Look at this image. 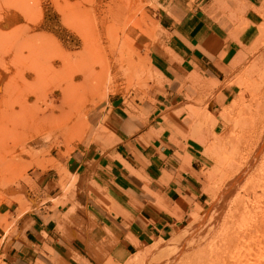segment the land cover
<instances>
[{"label":"rangeland","instance_id":"374dc122","mask_svg":"<svg viewBox=\"0 0 264 264\" xmlns=\"http://www.w3.org/2000/svg\"><path fill=\"white\" fill-rule=\"evenodd\" d=\"M187 1L213 10L216 19L232 26L233 40L249 31V44L235 45L221 82L199 76L196 84L187 80L183 86L187 94L160 113L162 119L166 111L185 121L188 126L179 136L199 147L202 198L178 232L145 248L133 247L124 264H145L137 257L199 225L211 205L219 170L237 165L246 151L256 147L257 118L264 111V41L257 20L264 19V0ZM157 17L154 0H0V246L15 219L47 201L51 210L59 209L68 220L77 207L75 196L83 175L71 157L92 137L103 134L97 127L99 115L113 99L127 106L142 103L150 100L155 87L168 84L150 61V48L162 44ZM122 31L130 34L133 45L123 62L125 72L118 74L115 54L108 52L110 41H118L114 50L120 46ZM112 32L116 35L108 38ZM107 67L112 76L122 77L106 87L105 98H95L98 90L91 76ZM83 76L90 77L84 81ZM242 108L252 122L237 121L245 114ZM71 124L83 128L70 134L65 129ZM48 180L51 187L44 184ZM88 190H93L91 182ZM249 208L255 219L264 217L256 205Z\"/></svg>","mask_w":264,"mask_h":264},{"label":"crops","instance_id":"0c3cea01","mask_svg":"<svg viewBox=\"0 0 264 264\" xmlns=\"http://www.w3.org/2000/svg\"><path fill=\"white\" fill-rule=\"evenodd\" d=\"M154 2L162 44L150 48V61L168 84L155 87L142 103L110 101L97 121L103 134L71 157L83 171L76 209L67 220L47 201L15 219L2 237L3 264H124L133 247L178 232L200 203L199 147L179 136L185 121L160 113L187 94V80L221 82L235 45L249 44V31L233 40L232 26L213 10L187 0Z\"/></svg>","mask_w":264,"mask_h":264},{"label":"bare ground","instance_id":"6f19581e","mask_svg":"<svg viewBox=\"0 0 264 264\" xmlns=\"http://www.w3.org/2000/svg\"><path fill=\"white\" fill-rule=\"evenodd\" d=\"M262 4H264V2ZM257 20L263 29L264 41V19ZM261 21L263 22L261 23ZM129 23H131V21ZM119 24L122 26L121 23ZM107 27L109 28V26ZM125 27L126 25L121 28L123 29ZM134 28H137L136 25H134ZM117 30L120 31L118 28ZM124 30L125 29H123V31ZM122 32L119 33L121 34ZM112 33L113 35L108 38H114L116 34L114 32ZM110 42L108 53H112V56L115 54L116 61L114 67L118 74H122L125 72L122 67L123 62L124 60L126 61L129 48L133 45L131 36L129 33H124L122 42L117 50H114V48L119 45L117 44L118 41L115 43H112V41ZM104 58L106 60V56ZM103 70L102 73L100 71V74L95 73L96 76H91V78H93L92 82L96 85L98 90V93L94 95L95 98L100 96L101 98H105L106 87L109 88L116 79L122 77L116 75L112 76L110 67ZM83 77L84 81H86L90 76ZM261 106L264 108V101H262ZM244 112V115H240L242 119L237 121H241L240 124H242V121L245 122V119L252 122L245 108H242L241 113ZM257 119L259 127H257L256 147H252L251 150L246 151L244 157L240 160L238 154L239 161L237 160V165L224 167V169L219 170L216 191L211 192V205L208 211L200 217L199 225H191L190 229L187 230L188 232L174 237L175 239L170 242L156 243L143 254L144 256L137 257V260L142 258L141 260L145 261V264H264V217L261 215L262 217H256L257 219H255L252 215V210L250 211L249 208V206L256 205L261 213L264 214V156H262L264 153V111L258 114ZM81 124L77 127L72 126L73 124L68 125L65 130L66 132L71 130L70 134L75 133L77 128H83ZM239 144L240 142L238 146ZM233 153L235 154V152ZM235 158L236 157H234V159ZM4 164L2 163V167L5 166ZM6 166L9 167L8 164H6ZM39 166L44 168L43 165ZM194 231L196 233H192Z\"/></svg>","mask_w":264,"mask_h":264}]
</instances>
